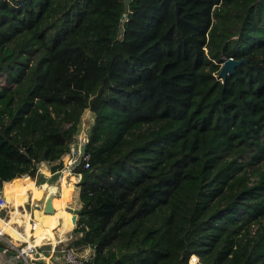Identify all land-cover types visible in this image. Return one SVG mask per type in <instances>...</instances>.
<instances>
[{
	"label": "trees",
	"instance_id": "16d2710c",
	"mask_svg": "<svg viewBox=\"0 0 264 264\" xmlns=\"http://www.w3.org/2000/svg\"><path fill=\"white\" fill-rule=\"evenodd\" d=\"M0 74V189L75 176L84 264H264V0H0Z\"/></svg>",
	"mask_w": 264,
	"mask_h": 264
},
{
	"label": "crops",
	"instance_id": "0c3cea01",
	"mask_svg": "<svg viewBox=\"0 0 264 264\" xmlns=\"http://www.w3.org/2000/svg\"><path fill=\"white\" fill-rule=\"evenodd\" d=\"M43 172L49 174L48 171L44 170ZM31 181L33 182L32 186H23L10 181L3 182L0 189L8 201L5 207L0 208V229L3 232V238L0 237V262L7 264H62L61 248L73 239L74 234L71 230L75 224L70 227L66 226L62 216L55 217V208L51 212L44 210L45 200L50 193L56 191V185L51 186L45 182L36 184L34 179ZM9 184H13L12 194L7 190ZM42 184L45 186H41ZM18 187L27 189L25 197L15 194ZM71 188L70 199L62 205V208L66 210L68 207L72 210L70 212L72 215L73 211L79 208L80 203L76 197L75 186L73 185ZM42 193L43 196L38 197ZM61 193L62 190L59 196L51 195L50 198L60 200L58 197ZM32 220H36L35 228H31ZM6 241L13 246V249L2 250L3 242L6 243ZM27 243L35 246L34 251L25 257L18 255L16 249ZM88 249L89 247L83 248L85 254Z\"/></svg>",
	"mask_w": 264,
	"mask_h": 264
},
{
	"label": "built area",
	"instance_id": "2783aa9c",
	"mask_svg": "<svg viewBox=\"0 0 264 264\" xmlns=\"http://www.w3.org/2000/svg\"><path fill=\"white\" fill-rule=\"evenodd\" d=\"M79 141H82V136H79ZM84 144L80 142L79 146L76 148L72 145V147L69 149L67 153L63 156V164L66 168L71 169L75 164H77L78 160L80 159L81 161L84 159V167H88L89 162H88V156L85 155L84 153L81 155L80 154V146ZM69 173V172H67ZM8 201L4 194L0 192V208H3L7 205ZM36 220H32L31 222V228H35L36 226ZM254 229L255 226H252ZM0 237L3 238V232L0 229ZM2 250L3 251H8L9 249H13V246L6 241V243L3 242ZM93 244L89 243L87 247H89L87 251V255L85 256H78L75 248L71 244H64L61 248V254H62V264H84L85 261L89 260V258L93 255ZM16 249V248H15ZM35 249V246L32 244H26L25 246L19 247L16 249L17 254L21 255L23 257L27 256L28 254L32 253ZM17 255V256H18ZM193 254L190 255V258L188 260V264H198V258L195 256V259H192ZM0 264H7L5 262H0Z\"/></svg>",
	"mask_w": 264,
	"mask_h": 264
},
{
	"label": "water",
	"instance_id": "95a60500",
	"mask_svg": "<svg viewBox=\"0 0 264 264\" xmlns=\"http://www.w3.org/2000/svg\"><path fill=\"white\" fill-rule=\"evenodd\" d=\"M125 1H126V2H129L130 0H125ZM125 15H126V14H123V16H122V20L125 18ZM243 61H244L243 58H242V59H233V58H231V57H229V58H225V59L223 60L222 64H221V67H220L219 71H218V75H219L220 77H225V76L227 75V73L233 71V68H234L237 64H240V63L243 62ZM85 146H86V144H82V145L80 146V154H81V155L84 153ZM79 164H80V159H79L78 162H77V165H79ZM50 197H51L50 195L47 196V198H46V200H45L44 210H45L46 212H51V211H53V208L49 206V201H48V200L50 199ZM71 217H72V222H73V224H75L76 214L73 213Z\"/></svg>",
	"mask_w": 264,
	"mask_h": 264
},
{
	"label": "rangeland",
	"instance_id": "374dc122",
	"mask_svg": "<svg viewBox=\"0 0 264 264\" xmlns=\"http://www.w3.org/2000/svg\"><path fill=\"white\" fill-rule=\"evenodd\" d=\"M3 82V76L0 74V84ZM88 112H86V113H84V115L82 116V121H83V123H85V122H87V117H88ZM46 174V173H45ZM24 176H21L20 178H23ZM62 177H64V179H65V185H71V186H73V182L75 181L74 179H75V177L73 176V175H70V174H68L67 172L66 173H64V174H62V176L60 177V190H62V188H63V185H62V182H61V178ZM41 186H45V184H42ZM47 186V185H46ZM46 188V187H45ZM82 248H80L79 250H80V253H81V255H83V256H85V255H87V254H85L86 252L82 249Z\"/></svg>",
	"mask_w": 264,
	"mask_h": 264
},
{
	"label": "bare ground",
	"instance_id": "6f19581e",
	"mask_svg": "<svg viewBox=\"0 0 264 264\" xmlns=\"http://www.w3.org/2000/svg\"><path fill=\"white\" fill-rule=\"evenodd\" d=\"M61 181H62V179H61ZM60 191H61V190H60ZM65 191H66L65 186H63V188H62V193H61L60 197H58L59 199H60L62 196H66V195H63V193H64ZM31 192H33V191H31ZM42 196H43V193L40 194V195H38V197H42ZM38 197H37V198H38ZM48 201H49V206L52 207V208H55V209H56V207H60V206H61V203H60L57 199H55V198H50ZM78 239H79V238H78ZM192 259H195V255H193Z\"/></svg>",
	"mask_w": 264,
	"mask_h": 264
},
{
	"label": "clouds",
	"instance_id": "9594fccd",
	"mask_svg": "<svg viewBox=\"0 0 264 264\" xmlns=\"http://www.w3.org/2000/svg\"><path fill=\"white\" fill-rule=\"evenodd\" d=\"M222 64V63H221ZM192 255V254H191ZM193 255H195V254H193ZM196 256V255H195ZM197 257V256H196ZM189 258H190V256H189ZM198 258V257H197ZM189 260V259H188Z\"/></svg>",
	"mask_w": 264,
	"mask_h": 264
}]
</instances>
